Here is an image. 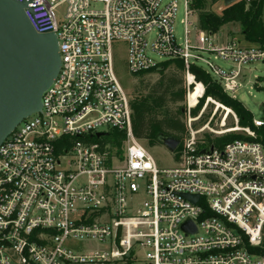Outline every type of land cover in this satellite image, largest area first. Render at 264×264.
<instances>
[{
    "label": "built area",
    "instance_id": "built-area-1",
    "mask_svg": "<svg viewBox=\"0 0 264 264\" xmlns=\"http://www.w3.org/2000/svg\"><path fill=\"white\" fill-rule=\"evenodd\" d=\"M16 1L26 2L34 32L55 34L60 66L40 112L0 146V264H264V147L232 111L228 129L211 130L212 117L192 128L210 98L191 117L204 87L189 71L200 68L234 99L245 68L264 62V32L250 45L201 31L190 19L191 0H183L181 42L173 30L177 0ZM114 42L126 44L132 76L179 61L187 94L202 88L195 106L186 100L188 124L173 168L158 169L132 133ZM252 124L264 127L261 119ZM235 132L245 139L214 146ZM187 221L194 233L182 229Z\"/></svg>",
    "mask_w": 264,
    "mask_h": 264
},
{
    "label": "trees",
    "instance_id": "trees-1",
    "mask_svg": "<svg viewBox=\"0 0 264 264\" xmlns=\"http://www.w3.org/2000/svg\"><path fill=\"white\" fill-rule=\"evenodd\" d=\"M222 0H209L215 4ZM204 0H191V10L197 16L198 27L207 33H216L227 24H238L243 42L246 44H260L263 38L264 24L261 19L264 0H239L224 7L220 14L205 10ZM162 71H149L139 76L156 73L159 78L145 93L131 98L132 120L131 128L135 138L144 141L148 146L157 144L159 136H169L182 141L186 128L182 119L186 116L187 88L184 80V67L179 61L165 63ZM172 68L170 72L167 69ZM195 82L201 83L204 93L197 106L190 110L191 117H196L201 110L205 99L210 98L224 108L230 109L238 119L239 127H250L256 134L252 141L264 147V127L254 128L251 114L237 100L226 96L220 86L196 66L190 67ZM138 76V77H139ZM195 87H200L197 84ZM202 89V88H201ZM115 140L122 138V134L114 133ZM245 139L240 134H226L215 138L214 146H223L234 140ZM118 144V143H117ZM264 251V250H263Z\"/></svg>",
    "mask_w": 264,
    "mask_h": 264
},
{
    "label": "water",
    "instance_id": "water-1",
    "mask_svg": "<svg viewBox=\"0 0 264 264\" xmlns=\"http://www.w3.org/2000/svg\"><path fill=\"white\" fill-rule=\"evenodd\" d=\"M237 1L222 0V5L228 7ZM26 5L0 0V146L23 120L40 112L41 96L60 66L55 34L34 32L24 14ZM160 71L162 68L157 69ZM157 142L170 153L180 144V140L169 136H159ZM187 197L193 202L198 198ZM181 227L187 233L195 232L190 221Z\"/></svg>",
    "mask_w": 264,
    "mask_h": 264
},
{
    "label": "rangeland",
    "instance_id": "rangeland-1",
    "mask_svg": "<svg viewBox=\"0 0 264 264\" xmlns=\"http://www.w3.org/2000/svg\"><path fill=\"white\" fill-rule=\"evenodd\" d=\"M177 1H178V8L173 22V30L177 41L181 42L183 37V25L181 23V20L184 17V7H183V0H177ZM204 1L206 2L205 5L206 11L214 12L216 14L221 13L223 9L222 1H219L215 4H210L209 0H204ZM64 11H65L64 6H59L56 9V19L58 23L62 22ZM190 19L194 23L197 20L196 14L191 16ZM261 19L264 24V6L262 10ZM219 31L223 34V36L226 39L235 38L236 40L244 44L242 35L240 33V27L238 24H227L221 27ZM111 49H112L115 76L121 87L124 89V91L127 94L131 96V98H135L140 94L145 93L147 88L151 86L154 82H156L157 79L159 78V75L156 73H151L139 77H134L129 73L127 68V46L125 43L114 42L112 44ZM210 60H212V58ZM215 63L222 68L226 67V64L219 60L216 61ZM172 70H173L172 68H169L166 70V72H170ZM244 73H245V78L242 81L243 86L236 92L235 95H233V98L242 104V106L251 114L253 119H261L264 121V63L262 62L251 63L245 68ZM201 91L202 89L200 87H195L192 91L189 92V94H187L186 100L190 107L196 105L197 98L201 94ZM187 102L185 101L184 103V106L186 107V116L185 118L182 119L185 128H187V124H188ZM214 111L216 113L214 114V116H212ZM224 114L226 116V120L224 121L225 127L221 128L220 123L222 116ZM231 114L232 112L230 109L224 108L223 106L219 105L217 102L213 100H208V104L204 109V112L202 113L201 117L198 119V121L192 122L191 126L194 129H198L202 125L206 124L212 117V120L210 121L209 124V128L211 130H215L219 132L225 128L228 129L233 126L234 117ZM101 130L103 132H111V130L106 126L102 127ZM206 132L210 133L209 130ZM142 145L151 154L158 169L160 170L170 169L176 166V161L174 160L173 154L170 153L163 145L157 143L154 146L150 147L146 145L144 141L142 142Z\"/></svg>",
    "mask_w": 264,
    "mask_h": 264
}]
</instances>
